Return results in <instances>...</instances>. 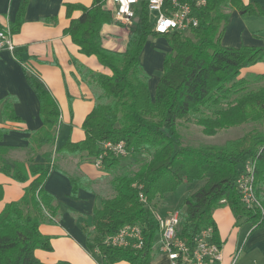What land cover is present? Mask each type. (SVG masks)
I'll use <instances>...</instances> for the list:
<instances>
[{
	"label": "trees",
	"instance_id": "16d2710c",
	"mask_svg": "<svg viewBox=\"0 0 264 264\" xmlns=\"http://www.w3.org/2000/svg\"><path fill=\"white\" fill-rule=\"evenodd\" d=\"M106 3L107 0H93L89 7L67 5L69 13L79 8L82 14L71 19L66 33L82 54L95 56L109 71H96L73 59L95 96V105L82 124L85 138L76 142L68 139L56 146L54 152H45L43 162L10 164L0 157L1 172L27 183L23 196L7 203L0 212V264H47L37 258L35 251L52 249L51 237L42 233L40 226L55 221L61 213L60 204L46 189L51 172L61 170L53 156L94 161L102 153L105 141H124L129 154L150 159L130 174L120 172L123 157L112 153L104 157L103 170L111 177L113 193L101 198L90 221H81L87 247L98 253L99 264H151L159 255L155 248L159 224L152 206L185 182L204 181L183 199L179 208V236L187 244L192 245L196 235L209 226H213L220 243L214 212L222 206H229L237 219H245L253 228L264 227V214L242 202L236 182L244 165L255 161V191L264 206V129L257 127L264 125V84L250 87L251 77L264 80V74L242 75L244 68L264 62V46L230 47L222 43L233 9L264 16V6L258 2L245 4L242 0H208L199 11L198 26L165 35L171 49L165 55L163 72L152 95L141 53L152 37L162 35L154 31L146 2L138 11L124 51L103 44V27L113 20V12L105 7ZM28 4L29 0L20 2L11 23L14 34L21 29ZM15 58L40 102L43 124L32 132L31 152L52 148L61 121L60 105L30 70L22 51L16 50ZM16 102L15 95L0 99V120H21L14 108ZM180 121L194 122L208 136L247 122L254 127L222 145H185L178 129ZM6 132L8 128H0V138ZM67 174L72 184L71 195L77 197L87 178L80 172ZM3 193L0 184V201ZM140 193L145 202L140 200ZM136 223L143 225L142 248L123 249L104 243L124 225ZM51 264L72 263L61 260Z\"/></svg>",
	"mask_w": 264,
	"mask_h": 264
},
{
	"label": "crops",
	"instance_id": "0c3cea01",
	"mask_svg": "<svg viewBox=\"0 0 264 264\" xmlns=\"http://www.w3.org/2000/svg\"><path fill=\"white\" fill-rule=\"evenodd\" d=\"M242 1L245 4L252 1L264 4V0ZM20 2L21 0H0L2 26L11 27ZM92 2L93 0H29L25 20L20 31L13 36L16 50L22 51V56L26 59L30 70L43 81L60 105L61 121L57 128V142L52 148L31 152L29 145L32 132L40 129L43 124L39 114L40 102L29 86L22 65L15 58V52L6 49L0 52V99L15 95L17 102L14 108L21 117L20 121L0 120V128H8V132L0 138V146L4 147L0 149V157L4 161L10 164L24 162L27 165L33 161L43 162L45 152L49 150L54 152L56 146L68 139L76 142L85 138L82 124L95 105V96L88 83L82 80L74 60L96 71L105 73L109 71L95 56L82 54L65 30L72 18H78L82 14L79 8L72 9L69 13L68 3L89 7ZM105 7L113 11L115 4L112 0H107ZM244 20L247 22V18L240 16L238 10L231 11V18L222 38L223 45L264 46V16L249 15L248 20L253 22L251 26ZM133 29L134 26L112 20L102 30L104 46L120 51L116 46L120 43L127 45ZM164 39L166 38L159 37L153 42L160 44ZM170 49L159 52L153 45L150 49L151 56L162 59L166 55L165 51ZM141 62L146 70L142 54ZM254 74H264V62H258L242 70L243 76ZM149 81L151 94L154 95L156 81L154 77H150ZM53 160L61 170L54 169L51 172L46 182V189L60 204L61 213L55 221H47L40 226L41 232L51 237L52 249H37L35 255L47 264L61 260L72 264H99L98 253L90 251L87 247V236L82 229L81 221L91 220L94 207L102 198L99 193L100 185L103 181L106 182L107 172L96 167L93 160L80 161L79 158H66L59 154H55ZM77 172L82 173L87 179L83 181L77 197H73L72 184L67 173ZM0 184L4 188L3 198L0 201L1 212L7 203L17 201L23 196L27 183L17 181L0 171ZM214 218L224 253L222 264H229L232 255L241 246L243 247L244 240L240 241L239 232L235 230V216L229 206L215 210ZM247 234L245 243L247 252L254 251V253L249 257L250 261H246L245 256L240 264H264V227H252ZM163 258L167 260L166 257Z\"/></svg>",
	"mask_w": 264,
	"mask_h": 264
},
{
	"label": "built area",
	"instance_id": "2783aa9c",
	"mask_svg": "<svg viewBox=\"0 0 264 264\" xmlns=\"http://www.w3.org/2000/svg\"><path fill=\"white\" fill-rule=\"evenodd\" d=\"M115 4L113 20L135 26L137 14L146 2L150 21L154 31L167 35L174 31H188L199 25V11L207 5L208 0H112ZM155 14V19L153 18ZM14 33L10 25L0 28V52L2 50L16 51L13 39ZM102 153L94 159V165L103 169L104 157L112 153L124 157L129 150L124 141H105L101 145ZM256 165L255 161L247 162L237 178V188L242 202L249 208L260 209L264 214V206L255 191ZM140 200L146 198L140 193ZM225 202V199L221 201ZM153 209V208H152ZM159 224V234L155 243L159 255L166 257L168 264H222L224 253L221 243L215 238L213 226L203 228L195 237L192 245L187 244L180 236V209H173L162 214L153 210ZM104 243L111 247L123 249H140L144 245L143 225L141 223L126 224L115 234L108 236ZM239 248L229 264H236L240 257Z\"/></svg>",
	"mask_w": 264,
	"mask_h": 264
},
{
	"label": "rangeland",
	"instance_id": "374dc122",
	"mask_svg": "<svg viewBox=\"0 0 264 264\" xmlns=\"http://www.w3.org/2000/svg\"><path fill=\"white\" fill-rule=\"evenodd\" d=\"M252 2H257V1H252ZM261 5L264 6L263 3L258 2ZM241 11H239L240 16H245L247 18L248 25H252L253 22L249 21V15L248 14H240ZM155 14L153 13V18L155 19ZM231 18V15H230ZM230 21V19H229ZM229 23V22H228ZM253 27V26H252ZM225 34V33H224ZM160 37H165L164 35ZM157 38L159 37H152L148 43H146L145 47L143 48L142 51V59L143 62L146 66V71L149 74L150 77H154V81H156V85L162 75L163 72V62L165 55L162 59H159L155 56H151V47L154 45L155 50L159 52H163V50H166L170 48V45L167 41V39L162 40L160 44L158 42H153L156 41ZM164 41V42H163ZM117 50L123 51L126 49L127 45L124 43H120L117 46ZM169 51H165L167 53ZM152 72V74H151ZM250 87L255 88L260 85L264 84V80H256L253 77L250 78ZM150 83V81H149ZM254 125L252 123H245L239 126H233L230 128H225L220 130L216 135L213 136H208L205 135L202 132L201 126L195 124L194 122H188V121H180L178 125L179 132L181 133V140L182 143L185 145H222L225 144L227 141L238 138L248 131H250ZM257 127H261L264 129V125H257ZM62 141V138H61ZM150 159L149 156L146 155H139V156H132L131 154L126 155L123 157V169L120 170L121 173H130L134 174L144 163H146ZM109 177V178H108ZM110 176H107L106 182L103 181V183L100 185V191L99 193L102 195V197H107L110 196L113 193V190L111 188V183H110ZM204 184V181H197L195 183H183L181 187L176 191L170 194L169 196L161 199H157L156 203L152 208L154 210H159L163 215L166 214L167 211L173 210V209H179L183 199L190 194L191 192L195 191L198 189L200 186ZM226 207V206H225ZM234 227L235 230L239 232V238L240 241L242 242L244 240V245L243 247L241 246V253L240 257L238 259V263L240 264L243 258L246 256V261H250L249 257L252 256L253 252H247V248L245 246L246 240H247V232L248 230L252 229V224L250 222L245 221V219H237L236 217L234 218ZM230 228L232 229V225L230 224ZM251 232V231H250ZM246 238V239H245ZM151 264H168L167 260L163 258L161 255H156L152 261Z\"/></svg>",
	"mask_w": 264,
	"mask_h": 264
}]
</instances>
